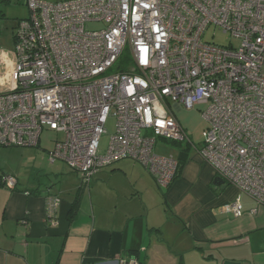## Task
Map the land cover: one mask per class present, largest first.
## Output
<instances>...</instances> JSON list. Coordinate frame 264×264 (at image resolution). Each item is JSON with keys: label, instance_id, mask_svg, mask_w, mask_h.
I'll list each match as a JSON object with an SVG mask.
<instances>
[{"label": "built area", "instance_id": "1", "mask_svg": "<svg viewBox=\"0 0 264 264\" xmlns=\"http://www.w3.org/2000/svg\"><path fill=\"white\" fill-rule=\"evenodd\" d=\"M23 1L29 17L17 24L14 54L0 61L1 147L38 148L44 132H55L64 138L49 162L66 164L83 185L132 160L168 189L179 160L159 154L158 140L186 144L264 207V0ZM92 22L104 29L87 30ZM211 27L240 47L206 43ZM199 105L208 123L201 146L176 117ZM111 117L115 133L102 156ZM224 212L241 217L240 199Z\"/></svg>", "mask_w": 264, "mask_h": 264}, {"label": "crops", "instance_id": "2", "mask_svg": "<svg viewBox=\"0 0 264 264\" xmlns=\"http://www.w3.org/2000/svg\"><path fill=\"white\" fill-rule=\"evenodd\" d=\"M173 145L176 153L164 156L189 151L168 189L132 160L85 186L39 146L23 158L29 177L10 190L0 162V264H264V207L219 185L193 148ZM236 199L239 218L224 212Z\"/></svg>", "mask_w": 264, "mask_h": 264}, {"label": "rangeland", "instance_id": "3", "mask_svg": "<svg viewBox=\"0 0 264 264\" xmlns=\"http://www.w3.org/2000/svg\"><path fill=\"white\" fill-rule=\"evenodd\" d=\"M48 3H56L61 0H42ZM29 17V10L23 0L3 2L0 6V61L3 60V55L12 56L15 50V32L17 24L21 20ZM104 29L103 23L92 22L87 24V30L99 31ZM206 43L214 44L220 47L239 48L241 42L239 40H232L229 35L223 34L216 28H209L204 36ZM206 105H199L192 110L183 109L176 113L177 120L183 129L187 132L190 140L197 146H201L207 134L208 123L203 118V113L206 111ZM116 120L111 117L107 124V133L101 137L100 140V155L104 156L108 153L111 138L115 133ZM64 136L55 132L46 131L41 136L40 150H50L55 148V142L63 140ZM174 143L166 142L162 139L158 140L157 150L163 155L175 154L177 148ZM183 147L186 144H181ZM1 155L0 162L3 167L4 175L7 177H14L16 180H24L29 177L27 169L23 163V158L29 160L27 157L32 155V151L36 152L34 148H2L0 147ZM28 164V163H27ZM115 165V164H114ZM113 166V165H112ZM109 166V167H112ZM94 180V179H93ZM93 182V181H92Z\"/></svg>", "mask_w": 264, "mask_h": 264}, {"label": "trees", "instance_id": "4", "mask_svg": "<svg viewBox=\"0 0 264 264\" xmlns=\"http://www.w3.org/2000/svg\"><path fill=\"white\" fill-rule=\"evenodd\" d=\"M122 70L126 71V67H123ZM177 145H179V144H177ZM188 151H189V147H187L181 151L180 158H179V172L182 171L184 164L186 163V161L188 159Z\"/></svg>", "mask_w": 264, "mask_h": 264}, {"label": "water", "instance_id": "5", "mask_svg": "<svg viewBox=\"0 0 264 264\" xmlns=\"http://www.w3.org/2000/svg\"><path fill=\"white\" fill-rule=\"evenodd\" d=\"M217 180L219 181V185H221L223 188L226 187V183L223 180L218 179V178H217Z\"/></svg>", "mask_w": 264, "mask_h": 264}]
</instances>
